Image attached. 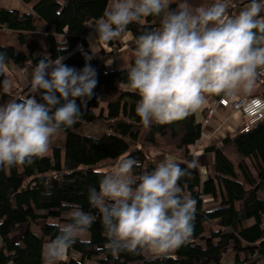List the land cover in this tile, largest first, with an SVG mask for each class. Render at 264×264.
Wrapping results in <instances>:
<instances>
[{"label": "trees", "instance_id": "16d2710c", "mask_svg": "<svg viewBox=\"0 0 264 264\" xmlns=\"http://www.w3.org/2000/svg\"><path fill=\"white\" fill-rule=\"evenodd\" d=\"M20 1L32 4V12L0 7V52L5 53L6 64L29 63L35 67L43 57L56 60L63 55V63L79 70L86 63L87 53L93 57L88 62L97 71L98 84L78 122L62 130L66 134L63 146L50 147L43 158L30 166L0 169V264H43L45 238L50 241L57 234V229L50 225L69 223L68 216L74 207L93 211L88 190L90 186L98 187L101 175L107 174L106 166L130 157L143 165L134 169V174L155 170L159 163L149 161L136 144L144 136L148 146L154 147L167 134L178 141L176 147L183 155L174 161L187 172L179 181L182 195L197 202L190 241L166 256L127 252L113 256L105 248L104 228L97 219L83 237L87 242L78 240L61 264H222L227 251L234 252L236 264H264V118L254 121L247 131L243 130L244 122L235 133L207 144L203 151L212 156L214 171L213 177L203 179L190 147L202 136L208 108L202 110L200 121L195 112L181 121L153 123L145 128L136 113L139 96L128 87V70L135 58L125 59L124 42L120 37L108 42V49H101L100 57L88 48V26L104 15L110 0ZM207 1L189 3L197 8ZM179 3L177 0L170 4L175 9ZM243 5L244 1L232 2L228 15H237ZM159 19L149 16L128 26L132 51L136 50L137 37L159 27ZM37 21L46 26L44 51L25 38V33L37 29ZM14 37L16 45L12 43ZM115 42L116 50L112 47ZM65 43L67 49L62 52ZM79 43L83 45L81 51L77 49ZM23 44H27L28 53L22 50ZM260 76L264 73L257 79ZM29 91L30 85L22 90L24 96L14 90L10 95L0 94V105L28 98ZM260 95L264 96V92ZM210 97L219 100L223 96ZM36 99L40 101L39 94ZM101 125L102 128L96 127ZM206 197L216 202L215 206L205 208ZM93 214L99 216L98 212ZM50 218L57 221L50 223ZM21 226L24 231L12 240L11 232Z\"/></svg>", "mask_w": 264, "mask_h": 264}, {"label": "clouds", "instance_id": "9594fccd", "mask_svg": "<svg viewBox=\"0 0 264 264\" xmlns=\"http://www.w3.org/2000/svg\"><path fill=\"white\" fill-rule=\"evenodd\" d=\"M230 5L231 0H212L193 8L189 0H180L173 9L170 0H111L104 15L88 26L95 33L89 45L94 55L131 23L160 18L159 27L137 37L127 77L128 87L139 96L136 113L145 128L184 120L202 109L209 96L230 98L254 89L264 73V0H250L235 16L228 15ZM66 49L65 43L61 51ZM84 56L79 70L63 63V55L43 57L31 68V95L0 105V169L34 164L48 153L54 135L81 118L98 84L97 71L88 62L92 55ZM6 61L0 52V94L10 95L15 82ZM142 167L125 157L102 174L98 187L88 190L92 212L74 207L69 223L50 225L57 234L42 251L43 264H61L78 240L87 242L83 237L97 219L113 256H166L188 243L197 202L182 195L179 181L186 170L166 159L151 172L134 174Z\"/></svg>", "mask_w": 264, "mask_h": 264}, {"label": "crops", "instance_id": "0c3cea01", "mask_svg": "<svg viewBox=\"0 0 264 264\" xmlns=\"http://www.w3.org/2000/svg\"><path fill=\"white\" fill-rule=\"evenodd\" d=\"M175 1H177V0H170V3L175 2ZM110 3H111V0L109 1L107 8L110 6ZM206 4H207V6L209 5V0L206 2ZM247 4L243 5V9L247 6ZM0 7H6L9 9H16V10L20 11L21 13H31L32 12V4H24L20 0H0ZM35 19H38V17L35 16ZM37 22H38L37 23V29L34 32L25 33V38H26V42L34 41L37 44L39 50L44 51L46 49V46H47L46 45V39H45L46 26L42 22H39V21H37ZM40 36H41V38H37ZM86 39H87V35H86ZM120 41L123 42L122 40H120ZM87 42H88V40H87ZM12 43H13V45L17 44V40L15 39V37L13 38ZM115 44H116V42H115ZM88 45H89V42H88ZM113 45H112V47H113ZM125 46L126 45H124L123 48H127L128 51L130 52L129 53V55H130L129 60L135 58V55H134L135 52L129 48L130 47L129 45H127L126 47ZM21 48L25 53H28L27 44H23L21 46ZM88 48H89V46H88ZM103 48H105V47H102L101 49H103ZM6 65H7V70L9 71L12 80H14V82H15V85H14L12 91L14 90L17 93H19L20 95L24 96L26 93H24V94H21V93H22V90H24L26 87H28L30 85V79H31L30 72H31V68H33L34 66L32 64H29V63L15 64L13 62H9ZM261 87H263L262 90L260 89ZM29 92H31V91H29ZM261 92H264V85H262V83H260L259 81H256L254 89L250 93L237 94L235 96H232V97L226 98V99L229 102H231V101L238 99V96H240V95L241 96H249V95L257 94V93H261ZM204 108H208V110L206 112L205 119L203 122L202 136L194 145V148H197L198 151L196 149L195 152H193V155L195 157V160H196L198 166L200 165V170L202 171L203 179H206V178L212 177L211 174H204V172H203V171H208L204 166L211 164V155L209 153H206L203 151L204 147L207 145L208 140L211 137L220 139L221 137L225 136L226 134L231 133L232 131H234L236 129V127H239L243 123V120L238 121V120L234 119V114L232 113V109L230 107H225V106L219 105L218 100H215L210 96L208 97V103L202 109H200L198 111H200V113H201ZM209 110H210V112H208ZM201 117H202V113H201ZM201 148H202V150L200 151ZM201 167L203 168V170L201 169ZM18 228H20V227H17L13 232H11L10 235L12 238H13L14 232ZM23 231H24V227H22V232ZM22 232L20 233V235L22 234ZM20 235L18 237H20ZM15 240H17V239H15ZM0 245H1V242H0ZM150 254H152V253H150Z\"/></svg>", "mask_w": 264, "mask_h": 264}, {"label": "rangeland", "instance_id": "374dc122", "mask_svg": "<svg viewBox=\"0 0 264 264\" xmlns=\"http://www.w3.org/2000/svg\"><path fill=\"white\" fill-rule=\"evenodd\" d=\"M210 2V0H209ZM207 6V4L205 5ZM262 15H264V13H262ZM95 37V33L93 32V30L90 28L88 33H87V40L89 42V45H90V39L91 38H94ZM37 38H41L40 37H37ZM120 40H122L124 42V44L127 46L128 45V42H130V34L125 32L124 34H122L119 38ZM88 45V46H89ZM125 46V47H126ZM102 47H105V50L108 49L109 45L108 43H102L100 45V49ZM90 48V46H89ZM111 49V48H110ZM113 49L116 50L117 49V45L114 43L113 45ZM91 50V49H90ZM123 55L125 57V59L127 61H129V51L127 48H123ZM95 56L97 57H100L101 54H100V50L99 52H97L95 54ZM9 73V71H8ZM10 75V73H9ZM256 81H259L260 83H262V85H264V76H260L259 79H257ZM261 90L263 89V87L260 88ZM261 93H257V94H252V95H249V96H254V95H260ZM242 96H238V99L236 100H239ZM209 112V111H208ZM232 113L234 114V119L236 120H243V123L244 124H247L248 122V119L247 118H244L242 112L240 109H235V110H232ZM196 119L197 121H200L202 120V117H201V113L200 111H197L196 114ZM245 120V121H244ZM242 123V124H243ZM246 126V125H245ZM96 127H99V128H102L103 126H96ZM238 127H236V129L234 131H232L231 133H228L226 134L225 136L227 135H230V134H233L236 132ZM223 136V137H225ZM223 137H221L220 139H222ZM66 138V134L65 132H62L60 131L58 134L54 135L52 138H51V144H50V147L54 146V145H61L63 146V142ZM219 138H213L211 137L207 144H210V143H217L220 141ZM177 140L176 139H173L172 135L171 134H167L165 137L163 138H159L157 140V144L154 146V147H150L148 146V144L146 143V140L144 138V136L141 138V141L140 143L136 144L137 148L141 149L142 151H144V153L146 154V157L149 159V161H151L152 163H162L163 161H165L166 159L167 160H172V161H175V159L177 158H182L183 155H182V152L180 150L177 149L176 145H177ZM201 145V144H200ZM197 148H194V146L190 147V152L193 154V152H195ZM202 150V148L200 149V151ZM198 151V149H197ZM194 156V155H193ZM118 163H109L107 166H106V172L107 174L110 173L114 168L115 166L117 165ZM212 156H211V164L209 165H206L204 166L208 171H203L204 174H211L212 177H213V165H212ZM199 168H200V165H199ZM201 169L203 170V168L201 167ZM201 171V170H200ZM210 172V173H209ZM201 174H202V171H201ZM203 175V174H202ZM204 205H205V208H211L213 206H215L216 202H214L210 197H206L204 199ZM57 220L55 218H50L49 219V222L50 223H55ZM22 232V227L18 228L14 234H13V238L11 237L12 240H15V239H18V236L20 235V233ZM86 236V235H85ZM48 239L45 238V243H44V247L45 245L48 243ZM44 249V248H43ZM222 264H236L234 262V252L233 251H227L226 253L223 254V257H222ZM11 264V263H9Z\"/></svg>", "mask_w": 264, "mask_h": 264}, {"label": "built area", "instance_id": "2783aa9c", "mask_svg": "<svg viewBox=\"0 0 264 264\" xmlns=\"http://www.w3.org/2000/svg\"><path fill=\"white\" fill-rule=\"evenodd\" d=\"M244 1V4L250 2V0H231L232 2ZM212 3L210 0L209 5ZM78 50H83L82 43L77 45ZM219 105L230 107L232 110L240 109L244 118H247L248 122L243 128L244 131H247L250 125L259 119L264 118V96L254 95V96H242L239 100H234L229 102L225 97H222L218 100ZM210 112V110H209Z\"/></svg>", "mask_w": 264, "mask_h": 264}, {"label": "water", "instance_id": "95a60500", "mask_svg": "<svg viewBox=\"0 0 264 264\" xmlns=\"http://www.w3.org/2000/svg\"><path fill=\"white\" fill-rule=\"evenodd\" d=\"M49 241V240H48Z\"/></svg>", "mask_w": 264, "mask_h": 264}]
</instances>
